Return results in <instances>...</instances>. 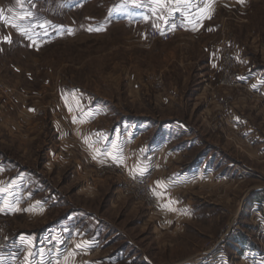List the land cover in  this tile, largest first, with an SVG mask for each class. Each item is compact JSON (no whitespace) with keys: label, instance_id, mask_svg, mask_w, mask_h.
Returning <instances> with one entry per match:
<instances>
[{"label":"rangeland","instance_id":"rangeland-1","mask_svg":"<svg viewBox=\"0 0 264 264\" xmlns=\"http://www.w3.org/2000/svg\"><path fill=\"white\" fill-rule=\"evenodd\" d=\"M139 2L0 0V102L28 99V139L0 127V233L34 253L61 232L36 264H254L241 245L264 256V0H220L201 32L166 40ZM73 121H98V133L180 122L197 144L165 171H136L82 155ZM30 172L31 187L50 188L43 208L28 184L9 187ZM141 173L154 203L126 181Z\"/></svg>","mask_w":264,"mask_h":264},{"label":"crops","instance_id":"crops-1","mask_svg":"<svg viewBox=\"0 0 264 264\" xmlns=\"http://www.w3.org/2000/svg\"><path fill=\"white\" fill-rule=\"evenodd\" d=\"M143 1L145 2H139L140 5L138 6L139 8H137V12L144 10L145 13H148L150 15V21H152V26L166 29L173 25H181L184 27L185 32H201L202 27L205 28L208 19L211 17L212 13L216 11L215 4L220 0H161L160 3H158L157 0ZM19 97L20 98L14 97L11 104H6L5 102L3 105L0 102V127L7 129L5 132H8L7 135L10 140L14 139L17 142H22L28 139V99L21 96ZM75 122L78 123V127L80 126L79 128L82 127L80 133L78 127H76L77 132L73 134V136L76 137L80 136V138L75 139V141L82 155L94 161L96 156H98V152L108 154L103 155L102 158L117 161L136 171H144L147 168H151V166L154 167L157 172L160 168H163L165 171V168L169 169L173 163H177L176 160L181 157L183 152L187 151V149L190 150L197 144L189 127H186L180 122L161 123L156 125L150 124L148 121H122L119 129L113 130L112 128L111 130H104L105 132L103 131L100 133L96 132L95 126H93L96 123L98 124V121H73V124H76ZM152 126H158V128L155 130L151 139L146 141L149 129L152 128ZM57 132L60 133V131ZM185 135L187 137L184 138V141H181L186 142L185 146L179 143L176 145V148L170 147L174 139L181 138ZM0 141L4 142V140ZM64 147L65 146L60 145V148L65 153L66 150ZM47 153L49 154V152ZM67 153L75 154V152L69 150ZM59 155L63 156L61 153H58L56 156ZM154 156H156L155 162L153 161L155 159ZM208 156L207 152L201 155L199 158L200 161L197 163L203 166L205 162L204 159L207 161ZM192 168L190 167V171H192ZM31 173L32 172L28 174V182L22 180L24 176H19L20 178H16L17 180L14 182H9V187L19 189L22 186L25 189L28 184V201L31 200L32 205H35L37 202L36 205L39 204L43 208L49 202L50 198L47 197L48 195L46 196V194L50 188L45 186L42 182L40 186L31 187L32 177L30 178L29 176ZM176 175L179 176L178 173H176ZM184 177L185 176H182V178ZM160 181L161 184H166L163 179ZM38 192L40 194L42 193L41 200L37 197L39 194ZM62 230L64 232V229ZM60 234L62 233L57 231V235L53 234L52 237L49 235L44 237L46 240L43 241V245L45 246L39 248V250H34L33 254H31V252H29L30 254L28 253V245L31 247L30 241L28 242V240L16 238L12 243H18L20 241L21 243H19L22 244L26 250L22 251L18 248H11L5 253L0 252V264H8V261L11 262L10 264L21 262L23 264H30L38 256H49L53 253L51 251L52 243L55 242L53 245H60L63 242L64 237ZM41 237L43 238V235H41ZM54 237L57 239H53ZM48 245H50L49 247L51 249L46 251L45 248H49ZM241 247L244 248L243 250L241 249V253L244 255L249 254V258L254 260V264H264V260L261 259L264 256L259 257L256 249L251 250L250 247L244 244H242ZM259 253L263 255L262 251ZM258 259L261 260L259 261Z\"/></svg>","mask_w":264,"mask_h":264},{"label":"built area","instance_id":"built-area-1","mask_svg":"<svg viewBox=\"0 0 264 264\" xmlns=\"http://www.w3.org/2000/svg\"><path fill=\"white\" fill-rule=\"evenodd\" d=\"M180 32H184V27L181 25H173L166 29H162L159 27H152L150 30V35L156 39L166 40L172 37V35L176 33H180ZM227 63L230 65L229 68L233 70L234 66L232 65L231 60L229 58L227 59ZM241 81H242L241 76H239L238 78H235V82L237 84L242 83ZM248 89L250 92H252L251 87H249ZM125 178H126L127 183H129L131 187L136 189L137 193L140 196L154 203L155 197L152 193L150 182H149V176L147 175V173H141V174H136V175H126L125 174ZM256 240L259 242V244L257 243L259 245V250L262 251L264 254V222L263 221L261 222L260 228L257 231ZM11 248H19V245L17 243H12L8 235L0 233V250L8 251ZM51 248L53 249L54 247H51ZM51 248L49 247V249ZM58 251L60 253V250ZM31 254H33V252H31ZM48 260L49 259L45 260L44 264H49ZM34 262L35 260H33L31 264H36Z\"/></svg>","mask_w":264,"mask_h":264},{"label":"snow or ice","instance_id":"snow-or-ice-1","mask_svg":"<svg viewBox=\"0 0 264 264\" xmlns=\"http://www.w3.org/2000/svg\"><path fill=\"white\" fill-rule=\"evenodd\" d=\"M157 2L160 3L161 0H157ZM241 2H242V0H241ZM0 18H2V17H0ZM12 26H13V27H17V25H15V24H13ZM69 255H71V254H69Z\"/></svg>","mask_w":264,"mask_h":264}]
</instances>
